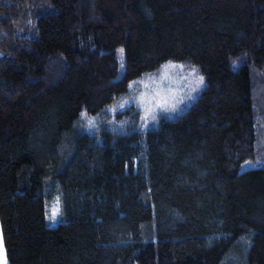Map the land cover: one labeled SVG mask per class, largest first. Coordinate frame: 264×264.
<instances>
[{"label": "trees", "instance_id": "obj_1", "mask_svg": "<svg viewBox=\"0 0 264 264\" xmlns=\"http://www.w3.org/2000/svg\"><path fill=\"white\" fill-rule=\"evenodd\" d=\"M169 62L204 89L123 128ZM0 225L8 264H264V0H0Z\"/></svg>", "mask_w": 264, "mask_h": 264}, {"label": "rangeland", "instance_id": "obj_2", "mask_svg": "<svg viewBox=\"0 0 264 264\" xmlns=\"http://www.w3.org/2000/svg\"><path fill=\"white\" fill-rule=\"evenodd\" d=\"M121 48L118 49L120 60L119 76L124 69ZM205 80L195 68L179 63L169 62L160 70L143 76L131 84L130 90L116 104L110 107V112L124 111L120 124L125 129H148L155 127L160 115L169 116L182 112L190 106L204 89ZM107 115L99 114L91 119L93 128L107 124ZM256 162L246 160L242 169L256 166ZM58 202V203H57ZM58 208V211L56 209ZM55 212V215H54ZM49 217L52 223L60 218V203L54 200L50 205ZM0 250L3 260L8 264L0 225ZM2 264V261H0Z\"/></svg>", "mask_w": 264, "mask_h": 264}, {"label": "crops", "instance_id": "obj_3", "mask_svg": "<svg viewBox=\"0 0 264 264\" xmlns=\"http://www.w3.org/2000/svg\"><path fill=\"white\" fill-rule=\"evenodd\" d=\"M4 256H3V252L2 250H0V261H2V264H6L3 260Z\"/></svg>", "mask_w": 264, "mask_h": 264}, {"label": "snow or ice", "instance_id": "obj_4", "mask_svg": "<svg viewBox=\"0 0 264 264\" xmlns=\"http://www.w3.org/2000/svg\"><path fill=\"white\" fill-rule=\"evenodd\" d=\"M120 51H121V53L123 52V50H122V49H121ZM57 203H58V202H57ZM56 211H58V208L56 209ZM54 215H55V212H54Z\"/></svg>", "mask_w": 264, "mask_h": 264}]
</instances>
